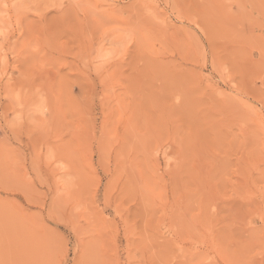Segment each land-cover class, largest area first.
Instances as JSON below:
<instances>
[{
    "label": "rangeland",
    "instance_id": "obj_1",
    "mask_svg": "<svg viewBox=\"0 0 264 264\" xmlns=\"http://www.w3.org/2000/svg\"><path fill=\"white\" fill-rule=\"evenodd\" d=\"M0 264H264V0H0Z\"/></svg>",
    "mask_w": 264,
    "mask_h": 264
}]
</instances>
